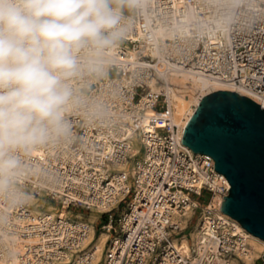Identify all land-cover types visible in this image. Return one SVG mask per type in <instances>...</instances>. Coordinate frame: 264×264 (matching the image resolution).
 <instances>
[{
  "label": "built area",
  "instance_id": "2783aa9c",
  "mask_svg": "<svg viewBox=\"0 0 264 264\" xmlns=\"http://www.w3.org/2000/svg\"><path fill=\"white\" fill-rule=\"evenodd\" d=\"M123 27L121 40L98 57L99 71L89 70L92 54L82 53L84 68L72 81L78 103L65 114L71 134L21 153L22 168L0 191V261L90 264L85 220L37 212L30 195L69 212L114 205L100 211L110 233L106 264L236 257L241 225L213 204L216 195L224 201L230 183L211 156L182 143L170 77L205 74L264 99V0H138L123 10ZM136 141L141 161L132 153ZM205 193L210 198L200 202ZM194 217L201 237L184 255L174 241L190 236Z\"/></svg>",
  "mask_w": 264,
  "mask_h": 264
},
{
  "label": "clouds",
  "instance_id": "9594fccd",
  "mask_svg": "<svg viewBox=\"0 0 264 264\" xmlns=\"http://www.w3.org/2000/svg\"><path fill=\"white\" fill-rule=\"evenodd\" d=\"M138 0H0V191L27 153L71 134L66 113L78 101L72 81L82 53L98 57L124 35L123 10ZM23 197L22 193L17 194Z\"/></svg>",
  "mask_w": 264,
  "mask_h": 264
},
{
  "label": "water",
  "instance_id": "95a60500",
  "mask_svg": "<svg viewBox=\"0 0 264 264\" xmlns=\"http://www.w3.org/2000/svg\"><path fill=\"white\" fill-rule=\"evenodd\" d=\"M209 95L241 96L247 104L240 108L239 119L229 113L227 121H221L226 134L212 140L192 131V120L202 111L203 97L184 129L182 143L196 154L211 156L215 170L228 179L231 188L224 196L222 213L264 240V108L261 101L231 90Z\"/></svg>",
  "mask_w": 264,
  "mask_h": 264
},
{
  "label": "bare ground",
  "instance_id": "6f19581e",
  "mask_svg": "<svg viewBox=\"0 0 264 264\" xmlns=\"http://www.w3.org/2000/svg\"><path fill=\"white\" fill-rule=\"evenodd\" d=\"M173 84L172 89V104L174 108V117L177 124L180 126L181 134L192 116L194 115L198 105L201 103L203 97L211 94L212 92L219 90H231L244 95H249L254 99L261 101V107L264 108V99L259 98L248 90L241 86H234L224 82H217L211 80L205 74H199L196 72H177L170 77ZM134 156H139L138 160L141 161V147H134L132 151ZM135 165V164H134ZM131 163L128 165H122V167L129 168ZM135 167L132 168L134 170ZM222 198L216 195L213 200V204L219 205L222 203ZM31 202L36 203L35 211H57L63 216H69L71 212L59 208L53 204H47L44 198H37L30 195ZM117 206V203L115 204ZM114 205L107 206L101 210L93 209L91 214L87 217L85 223L89 226V236L84 243V248L91 245L87 252V258L91 257L90 264H106L105 263V253L107 250V242L110 238L109 232L97 231L96 224L101 218V212L111 211ZM101 211V212H100ZM187 217L183 219V226L187 224L189 218L191 217V212H187ZM84 216L82 214H77L76 218L82 219ZM108 228V227H106ZM236 232L242 234L243 240L242 245L237 251L236 257H232L228 260L227 264H255L257 260L264 257V240L254 236L253 234L247 232L243 227L238 226ZM192 241L189 237H181L174 241V244L184 255H191V242L197 243L200 240V232L197 227L190 233ZM20 248V247H19ZM86 249V250H87ZM21 250V249H20ZM0 264H6L0 261Z\"/></svg>",
  "mask_w": 264,
  "mask_h": 264
},
{
  "label": "snow or ice",
  "instance_id": "6c2138e0",
  "mask_svg": "<svg viewBox=\"0 0 264 264\" xmlns=\"http://www.w3.org/2000/svg\"><path fill=\"white\" fill-rule=\"evenodd\" d=\"M247 101L241 96L208 95L202 100V111L192 120V131L212 140H219L226 134L227 129L221 121H227L228 114L240 118V108Z\"/></svg>",
  "mask_w": 264,
  "mask_h": 264
},
{
  "label": "rangeland",
  "instance_id": "374dc122",
  "mask_svg": "<svg viewBox=\"0 0 264 264\" xmlns=\"http://www.w3.org/2000/svg\"><path fill=\"white\" fill-rule=\"evenodd\" d=\"M115 74L114 73H111V76H114ZM141 147V145H140V143H139V141H136V142H134V147ZM210 198V194H203V196H201V197H197V199L200 201V202H207L208 201V199ZM46 200V203L47 204H53V205H55V203H53V202H51V201H49V200H47V199H45ZM56 206V205H55ZM124 206L125 205H123V206H121L120 208H119V210H116L115 212L116 213H114V216L115 217H117L122 211H123V209H124ZM77 214H82L84 217L82 218V219H84L85 221H87L88 219H87V217L91 214V212H83V211H81V210H72L71 211V214L70 215H73V216H77ZM195 221H196V217H194V219H192V224L190 225V231L189 232H192V230L193 229H195ZM104 224L103 223H101V221L100 220H98V224H96V228H97V231L100 233V231L101 232H106V230L104 229V228H102V226H103ZM191 237V235L189 236V238ZM192 238V237H191ZM108 246V245H107ZM264 257H262V258H260V260L257 262V263H259L260 261H261V259H263Z\"/></svg>",
  "mask_w": 264,
  "mask_h": 264
}]
</instances>
